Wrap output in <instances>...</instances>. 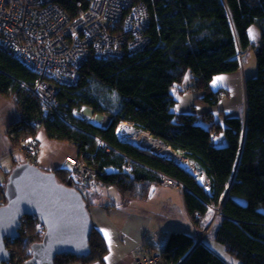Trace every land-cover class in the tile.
<instances>
[{
    "label": "trees",
    "instance_id": "obj_1",
    "mask_svg": "<svg viewBox=\"0 0 264 264\" xmlns=\"http://www.w3.org/2000/svg\"><path fill=\"white\" fill-rule=\"evenodd\" d=\"M140 1L149 12V43L130 54L87 58L74 83L57 85L58 108L52 115L30 90L36 74L0 49V92H9L18 112L7 130L13 148L23 151V161L36 165L37 151L28 157L22 142L35 139L43 128L49 138L73 145L77 157L95 170L91 180L78 185L70 168L60 167L53 170L58 182L70 181L81 191L90 183L111 186L124 202L147 198L152 186L160 184L163 177L184 187L183 200L190 223L187 228L168 232L160 252L155 253L160 264H228L203 241L205 236L220 244L236 264H264V0ZM55 2L68 16L76 17L91 0ZM252 24L258 27L260 39L252 46L257 73L244 80V116H215L211 108L217 107L223 90L213 88L212 82L217 76L240 68L238 53L244 56L250 46L248 29ZM186 80V89L190 86L189 90L197 94L193 101L206 108L203 112H177L164 108L157 99H170ZM83 106L108 116L109 121L105 125L93 123L79 113ZM126 106L140 114L139 129L199 165L209 178L208 190L173 160L119 138L116 127L126 121ZM202 123L207 125L208 152L189 146L183 138L187 129L200 130ZM220 133L227 142L224 148L211 143ZM228 153H237L238 157L226 185L218 181L214 162L228 163ZM256 175L260 177L257 191L252 179ZM4 186H0V204L4 202ZM210 202L219 207L220 214L213 217ZM204 228L207 231L196 240V231ZM43 232L44 227L34 216H24L18 236L7 241L15 240L17 248H27L24 261L30 255L31 243L40 240ZM88 247L86 256L59 254L54 264L102 261L107 244L93 225L88 233ZM21 262L14 261L10 250V258L4 264Z\"/></svg>",
    "mask_w": 264,
    "mask_h": 264
},
{
    "label": "built area",
    "instance_id": "obj_2",
    "mask_svg": "<svg viewBox=\"0 0 264 264\" xmlns=\"http://www.w3.org/2000/svg\"><path fill=\"white\" fill-rule=\"evenodd\" d=\"M148 23L147 6L140 0H91L88 8L76 17L68 16L55 0H0V49L36 74L30 90L47 105L52 115L58 108V84L74 83L79 67L90 56H121L144 48L149 43ZM104 117L102 122L107 124L109 117ZM123 123H118L116 132L121 140L129 142L128 139H132L127 133H119L118 128ZM147 135L157 143L149 148L152 153L173 160L183 168L182 162H188L196 170L188 171L195 177L201 173L208 184L202 179L198 181L209 189V178L194 160L153 138L149 132ZM213 142L218 143L217 137H213ZM22 144L28 149V157L37 151L34 139ZM67 161L78 185L86 184L95 175V170L78 157H68ZM161 182L179 187L169 177H163ZM208 206L214 212L213 217L220 214L213 202ZM206 231L207 228L196 231V240ZM158 260V255L145 249L137 256L135 264H156Z\"/></svg>",
    "mask_w": 264,
    "mask_h": 264
},
{
    "label": "crops",
    "instance_id": "obj_3",
    "mask_svg": "<svg viewBox=\"0 0 264 264\" xmlns=\"http://www.w3.org/2000/svg\"><path fill=\"white\" fill-rule=\"evenodd\" d=\"M233 73L217 76L213 80L216 82H212V87L232 89V85L235 84L236 90L239 91L240 78H235ZM218 77H223V79L217 80ZM233 78L235 82H232ZM185 83L174 92L170 99L157 98L162 102L164 108H170L177 112H198L196 110L198 104L192 100V97L197 94L189 88L186 89L188 80ZM222 101L220 99L217 105L219 109L222 107L226 115H237L235 109L226 111ZM17 117V108L9 92L8 94L0 92V186L5 184L12 167L25 159L21 149L13 148L7 132L9 124ZM203 124L205 125H202L200 130L190 128L189 130L199 132L198 134L205 133L204 130H206L207 125L206 123ZM34 140L37 143L34 161L44 171L69 167L67 158L77 157L78 152L73 145L49 138L43 128L38 131ZM225 149L227 150V148ZM203 150L208 152V149ZM218 163L221 162H214V165L217 166ZM83 192L88 202L92 225L107 244V253L102 261L89 264H135V259L143 250L150 249L153 254H158L170 230L187 228L190 223L189 215L184 206L183 191L177 186H168L161 182L152 186L147 198L126 202L121 201L117 191L111 186L90 183V186ZM105 232L110 234V241L105 236ZM212 248L214 247L212 246ZM214 250L228 264H236V261L228 259L217 248ZM71 264L83 263L77 261Z\"/></svg>",
    "mask_w": 264,
    "mask_h": 264
},
{
    "label": "water",
    "instance_id": "obj_4",
    "mask_svg": "<svg viewBox=\"0 0 264 264\" xmlns=\"http://www.w3.org/2000/svg\"><path fill=\"white\" fill-rule=\"evenodd\" d=\"M2 195L0 264L10 258L6 241L18 236L21 219L31 215L44 227V232L40 240L31 243L30 255L22 264H54L59 254L77 257L88 254L92 222L84 192L71 186L70 181L58 182L53 171H44L33 163L22 161L9 171Z\"/></svg>",
    "mask_w": 264,
    "mask_h": 264
},
{
    "label": "rangeland",
    "instance_id": "obj_5",
    "mask_svg": "<svg viewBox=\"0 0 264 264\" xmlns=\"http://www.w3.org/2000/svg\"><path fill=\"white\" fill-rule=\"evenodd\" d=\"M248 36H249L250 46L247 49V51L244 53V56L242 53L238 54V57L241 60L240 61L241 65H240V68L235 73H233V76L235 78L236 77L240 78V81H239L240 83L238 85L239 86L238 89L240 92L236 90L235 84L232 85V89L231 88L229 89L226 87H219V88H221V90H223L225 92V93H223L224 95H220V99L223 100L222 104L225 107L226 111H228L229 109H235V114L243 115V116L245 113L244 80L246 77L254 76L257 73V63H256V58H255V52H254V48L252 47L253 44L257 45V42L260 39V31L256 25L252 24L249 27ZM232 82H235L234 78L232 79ZM192 100H194V97H192ZM203 108H204V105L198 103L196 110L198 111V113H200V112H203L204 109H206V108H204V109ZM211 110L215 111L214 112L215 116H218V114L220 116H222V114L226 115L225 111L223 110L222 107H220V109L218 107H213V108H211ZM125 112H126V121H125V123L120 125L118 129H119V133H122V134L127 133V135H129L131 137L130 130L141 128L140 122H142V120H141L140 114L138 112H136L134 109H132L130 106H126ZM79 113L84 115L88 120L92 121L93 123H95L97 125H100L102 122V118L103 119L105 118V117H103V115L101 113L94 112L93 109L89 106L81 107ZM106 118H108V116H106ZM107 120L109 121V118ZM104 124H106V123H104ZM202 125H205V124L202 123ZM204 132L205 133L198 134L199 132L188 129V131H185L183 133V138L185 139L184 141L187 142V144L189 146L195 147L196 149L197 148L201 149L200 151L202 152V151H204L203 149L206 148V144L208 143V136L206 134V130H204ZM218 136H219V139H218V143L216 144V146L222 147V148L226 147L227 142H226L224 135L222 133H220V134H217L215 137L218 138ZM211 138L212 137H210L209 139H211ZM211 143L214 144L213 138H212ZM131 144L136 145V143H134V142H131ZM137 147L145 149V148L140 147V146H137ZM146 150H148V149H146ZM148 151H150V150H148ZM227 157L229 158L228 164H225L224 162L221 161V163H218L217 166L215 165V171H216V176L218 177V181L222 180L223 182L226 183V185H228L231 181V175H232V172L234 169L233 164H234V162H236L238 156H237V153H235V154L232 153V154H229ZM196 177H197V179H201V177H202L203 178L202 180L208 184L207 180L204 178V176L201 173H199L198 176H196ZM252 179H253V184L255 186V189L257 191L258 190L257 186H258V182L260 180V177L257 176V177H253ZM168 186H173V185H168ZM216 215H218V214H216ZM213 219L211 218V221ZM25 227L26 226H24V230H25ZM203 241L205 243H207L208 245H210L211 247L213 246L215 249L217 248L219 250V252L224 254L228 259L233 260L229 254H227L226 252L223 251L220 244H216L208 236L203 237ZM8 248L13 253V259L15 262H18L19 260L21 262L24 259L25 254L27 253V251H26L27 248H23V246L20 248H17V242H15V240L8 242ZM158 261H160V260H158ZM158 261L156 263H158Z\"/></svg>",
    "mask_w": 264,
    "mask_h": 264
},
{
    "label": "bare ground",
    "instance_id": "obj_6",
    "mask_svg": "<svg viewBox=\"0 0 264 264\" xmlns=\"http://www.w3.org/2000/svg\"><path fill=\"white\" fill-rule=\"evenodd\" d=\"M130 135H131V139L134 143L139 144L140 146L143 147H149V148H153V146H157V143L152 140L151 138H149V136L147 135V132L141 129H132L130 130ZM182 163H184V167L187 170L193 171L195 172V168L189 164L186 161H183Z\"/></svg>",
    "mask_w": 264,
    "mask_h": 264
},
{
    "label": "snow or ice",
    "instance_id": "obj_7",
    "mask_svg": "<svg viewBox=\"0 0 264 264\" xmlns=\"http://www.w3.org/2000/svg\"><path fill=\"white\" fill-rule=\"evenodd\" d=\"M223 79V77H218L217 78V80H222ZM216 81H214L213 83H215ZM201 179H203L202 177H201ZM105 236L109 239V241H110V234L109 233H107V232H105ZM107 259V258H106Z\"/></svg>",
    "mask_w": 264,
    "mask_h": 264
}]
</instances>
